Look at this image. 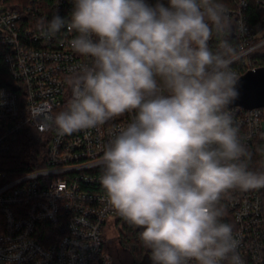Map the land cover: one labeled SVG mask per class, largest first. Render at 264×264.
I'll return each mask as SVG.
<instances>
[{
    "label": "clouds",
    "instance_id": "clouds-1",
    "mask_svg": "<svg viewBox=\"0 0 264 264\" xmlns=\"http://www.w3.org/2000/svg\"><path fill=\"white\" fill-rule=\"evenodd\" d=\"M69 27L73 51L92 65L69 81L54 117L60 135L134 117L104 147L107 203L142 229L151 264H244L222 194L264 188L226 110L240 96L232 66L242 58L213 35L231 31L221 0H74L69 20L38 21L51 37ZM241 30H245L241 24Z\"/></svg>",
    "mask_w": 264,
    "mask_h": 264
},
{
    "label": "built area",
    "instance_id": "built-area-1",
    "mask_svg": "<svg viewBox=\"0 0 264 264\" xmlns=\"http://www.w3.org/2000/svg\"><path fill=\"white\" fill-rule=\"evenodd\" d=\"M224 4L231 31L214 34L209 47L215 52L227 40L242 51L232 66L240 78L264 58V0ZM250 6L257 15L247 14ZM73 7L74 0H0V264H112L106 234L117 221L128 223L107 203L100 161L134 113L65 135L54 123L72 96L69 81L93 60L73 51L76 33L69 27L44 37L36 24L56 14L69 20ZM226 110L241 144L260 143L264 150V106ZM29 129L39 134L40 145L35 166L21 171L13 163L14 145ZM220 203L221 222L240 241L244 264H264V188L229 189Z\"/></svg>",
    "mask_w": 264,
    "mask_h": 264
},
{
    "label": "trees",
    "instance_id": "trees-1",
    "mask_svg": "<svg viewBox=\"0 0 264 264\" xmlns=\"http://www.w3.org/2000/svg\"><path fill=\"white\" fill-rule=\"evenodd\" d=\"M166 2V3H165ZM224 3V0H221ZM164 4L168 3V0H164ZM247 14L257 15V11L253 6L247 9ZM260 67H264V58L259 59ZM40 145V136L34 129H29L19 136L15 143L16 151L14 153L13 163L18 166V170L27 171L34 167V150ZM250 154L249 157L242 158L247 164V168L255 173H264V150L260 143L249 146L246 148ZM116 229L119 234V247H122L130 253L132 261L130 264H137L142 258V241L140 239L141 228L133 224L116 222ZM106 250L112 257V264H122L118 249L107 248Z\"/></svg>",
    "mask_w": 264,
    "mask_h": 264
},
{
    "label": "water",
    "instance_id": "water-1",
    "mask_svg": "<svg viewBox=\"0 0 264 264\" xmlns=\"http://www.w3.org/2000/svg\"><path fill=\"white\" fill-rule=\"evenodd\" d=\"M239 98L229 107L255 109L264 106V67L249 71L239 78ZM138 264H151L150 256L144 255Z\"/></svg>",
    "mask_w": 264,
    "mask_h": 264
},
{
    "label": "rangeland",
    "instance_id": "rangeland-1",
    "mask_svg": "<svg viewBox=\"0 0 264 264\" xmlns=\"http://www.w3.org/2000/svg\"><path fill=\"white\" fill-rule=\"evenodd\" d=\"M106 246L109 249H113L116 248L118 249L119 246V234H118V230L116 228H112L111 230H109L106 234V240H105ZM118 254L120 255V259L122 261V264H130V262L133 260L132 257L130 256V253L128 252V250L119 247L118 249ZM144 255H148L150 256V250L147 249L143 243H142V256Z\"/></svg>",
    "mask_w": 264,
    "mask_h": 264
},
{
    "label": "flooded vegetation",
    "instance_id": "flooded-vegetation-1",
    "mask_svg": "<svg viewBox=\"0 0 264 264\" xmlns=\"http://www.w3.org/2000/svg\"><path fill=\"white\" fill-rule=\"evenodd\" d=\"M141 259H142V258H141ZM139 262H140V261H139ZM139 262H138V263H139ZM138 263H137V264H138Z\"/></svg>",
    "mask_w": 264,
    "mask_h": 264
}]
</instances>
